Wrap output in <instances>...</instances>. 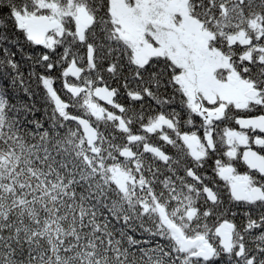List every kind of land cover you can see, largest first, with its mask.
Listing matches in <instances>:
<instances>
[{"label":"snow or ice","instance_id":"1","mask_svg":"<svg viewBox=\"0 0 264 264\" xmlns=\"http://www.w3.org/2000/svg\"><path fill=\"white\" fill-rule=\"evenodd\" d=\"M0 264H264V0H0Z\"/></svg>","mask_w":264,"mask_h":264}]
</instances>
